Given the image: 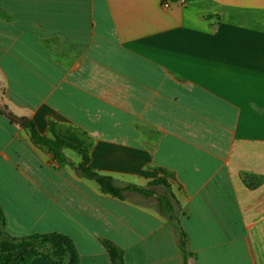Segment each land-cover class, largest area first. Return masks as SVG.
Segmentation results:
<instances>
[{
	"label": "crops",
	"instance_id": "crops-1",
	"mask_svg": "<svg viewBox=\"0 0 264 264\" xmlns=\"http://www.w3.org/2000/svg\"><path fill=\"white\" fill-rule=\"evenodd\" d=\"M84 155L119 186L174 174L190 264H264V0H0V234H63L77 264H182L165 187L106 193Z\"/></svg>",
	"mask_w": 264,
	"mask_h": 264
},
{
	"label": "trees",
	"instance_id": "trees-1",
	"mask_svg": "<svg viewBox=\"0 0 264 264\" xmlns=\"http://www.w3.org/2000/svg\"><path fill=\"white\" fill-rule=\"evenodd\" d=\"M24 126L28 129L32 140L36 144L48 147L49 150L54 154V157H56L58 160H67V157L63 153V147L65 146V142L63 140L42 135L32 120H28ZM87 162L88 156L84 155V162L82 163L83 175L87 178L95 180L100 185L102 191L120 198H124L125 192L128 190H136L146 196H153L155 194V190L153 188L154 186H164L165 192L157 196V205L159 211L167 217L168 222L175 232L177 246L182 255V264H190L191 260L196 259V254L191 251L189 247L188 234L181 224V217L185 214V211L181 207L179 200H177L168 180V178L174 177L172 172L165 168L158 169V172L160 173L159 177L150 181L146 187H140L133 184L119 186L115 178L95 171L93 168L87 165ZM45 236L57 237L68 243L72 247V260L69 263L77 264V253L69 237L59 233H51L42 237ZM37 237L38 236H35V238ZM38 255L49 257L32 247H24L16 254L6 259H0V264H29L31 260Z\"/></svg>",
	"mask_w": 264,
	"mask_h": 264
},
{
	"label": "rangeland",
	"instance_id": "rangeland-1",
	"mask_svg": "<svg viewBox=\"0 0 264 264\" xmlns=\"http://www.w3.org/2000/svg\"><path fill=\"white\" fill-rule=\"evenodd\" d=\"M6 112H10L8 109ZM62 134L74 132L71 127H64ZM3 219L0 214V222ZM24 247H32L57 261L70 262L72 260V247L53 236L37 237L31 239L9 238L3 232L0 234V259H6L18 253Z\"/></svg>",
	"mask_w": 264,
	"mask_h": 264
},
{
	"label": "water",
	"instance_id": "water-1",
	"mask_svg": "<svg viewBox=\"0 0 264 264\" xmlns=\"http://www.w3.org/2000/svg\"><path fill=\"white\" fill-rule=\"evenodd\" d=\"M5 113L8 116V118L19 123L20 125H25V123L28 120V118L26 116H20V115L14 114L13 112H6L5 111ZM79 169L82 170V168H79Z\"/></svg>",
	"mask_w": 264,
	"mask_h": 264
},
{
	"label": "built area",
	"instance_id": "built-area-1",
	"mask_svg": "<svg viewBox=\"0 0 264 264\" xmlns=\"http://www.w3.org/2000/svg\"><path fill=\"white\" fill-rule=\"evenodd\" d=\"M184 1V0H183ZM164 5L165 6H168L169 5V1H166L165 3H164Z\"/></svg>",
	"mask_w": 264,
	"mask_h": 264
}]
</instances>
